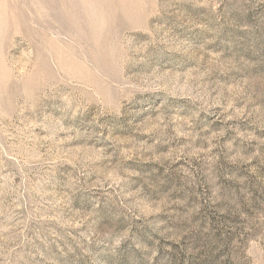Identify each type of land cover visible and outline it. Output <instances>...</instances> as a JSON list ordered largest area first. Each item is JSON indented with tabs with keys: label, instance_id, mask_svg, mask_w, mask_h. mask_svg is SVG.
Wrapping results in <instances>:
<instances>
[{
	"label": "rangeland",
	"instance_id": "374dc122",
	"mask_svg": "<svg viewBox=\"0 0 264 264\" xmlns=\"http://www.w3.org/2000/svg\"><path fill=\"white\" fill-rule=\"evenodd\" d=\"M0 264H264V0H0Z\"/></svg>",
	"mask_w": 264,
	"mask_h": 264
}]
</instances>
